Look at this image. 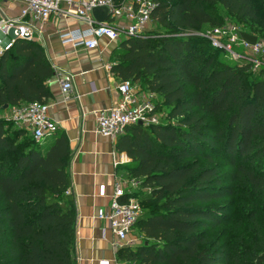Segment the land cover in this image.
I'll list each match as a JSON object with an SVG mask.
<instances>
[{"label": "trees", "instance_id": "1", "mask_svg": "<svg viewBox=\"0 0 264 264\" xmlns=\"http://www.w3.org/2000/svg\"><path fill=\"white\" fill-rule=\"evenodd\" d=\"M259 1L158 0L153 20L165 31L114 50L111 71L142 81L169 109L162 122L132 124L117 138L116 150L131 159L129 178L145 192L135 230L146 239L119 248V264H264V69L206 53L202 39L181 33L224 25L225 11L241 23L258 21L256 36L264 38ZM53 75L38 42L16 40L1 57L0 111L47 101ZM12 123L0 118V264H76L68 138L56 135L44 151L43 141ZM242 187L263 199L246 220L252 239L213 237L226 212L219 201Z\"/></svg>", "mask_w": 264, "mask_h": 264}, {"label": "built area", "instance_id": "2", "mask_svg": "<svg viewBox=\"0 0 264 264\" xmlns=\"http://www.w3.org/2000/svg\"><path fill=\"white\" fill-rule=\"evenodd\" d=\"M16 3L20 4L19 12L11 14L6 5ZM157 4L158 0H125L121 4L115 0H0V64L1 57L13 47L16 40L38 42L44 32V25L54 15L87 23V29L81 33L74 30L59 31L64 41L83 42L88 49H98L103 39L121 42L149 33L148 27L153 21L152 14ZM99 6L109 7L108 21L100 23L94 18L92 10ZM241 33L242 29L234 23L200 32L214 48L227 53L232 61L240 65L250 64L255 71L264 69V38L258 37L257 42L251 45L243 40ZM73 77L62 73L58 78L59 90L64 97H68L74 88ZM118 92L120 99L117 104L93 112L98 134L116 140L132 124H139L140 121L145 125L162 122L157 106L137 97L132 80H121ZM49 110L48 100L21 104L13 107L10 120L26 129L36 140L44 141L58 130V124L50 116ZM112 155L114 166L123 163L116 152ZM130 182L133 186L139 185L137 180ZM142 214L140 201L127 196L124 183H116L110 203L96 207L95 217L110 223L118 247L121 248L132 246L135 226Z\"/></svg>", "mask_w": 264, "mask_h": 264}, {"label": "crops", "instance_id": "3", "mask_svg": "<svg viewBox=\"0 0 264 264\" xmlns=\"http://www.w3.org/2000/svg\"><path fill=\"white\" fill-rule=\"evenodd\" d=\"M11 14L19 12L20 4H8ZM87 23L73 18L54 15L45 25L38 43L44 48L54 69L49 81L51 97L50 116L58 124L57 133L44 140L46 151L56 135L64 134L72 151L68 172L71 193L77 210L76 264H116L118 240L110 223L96 219V207L110 203L116 183H124L127 196L139 189L132 185L126 166L131 159L116 150L117 139L112 140L97 133L95 110L108 109L118 103V84L121 79L111 67L116 62L114 50L120 42L101 40L98 49H88L83 42L64 41L61 30L82 32ZM62 73L73 75V90L64 97L59 90L58 78ZM113 152L123 159L117 167ZM134 197V196H133Z\"/></svg>", "mask_w": 264, "mask_h": 264}, {"label": "rangeland", "instance_id": "4", "mask_svg": "<svg viewBox=\"0 0 264 264\" xmlns=\"http://www.w3.org/2000/svg\"><path fill=\"white\" fill-rule=\"evenodd\" d=\"M125 0H119L118 3H124ZM257 7L264 9V0H261L259 2L255 3ZM223 20L222 23H231L236 24L240 29L246 31V32H253L254 35H262L261 32H258L256 29H258L259 22L258 21H249L247 23H241L235 20L234 17L230 16L225 11L221 12ZM148 30L151 33H163L165 30L164 28L155 20L151 22V24L148 27ZM183 36H194L196 38L202 39L200 42L197 43V46L200 50L205 51L206 53H216L217 56L220 59L229 61L230 57L227 55H224L223 53L214 50L210 44V42L207 40V38L202 37L199 30L194 29H185L182 32ZM231 60V59H230ZM136 95L137 97L144 101H150L152 104L157 106V111L159 113H162L164 116V120L167 118V113L169 112L168 107L165 103H162L160 96L154 93H151L147 90L144 83L142 81L134 82ZM12 109H6L4 111H0V118H4L8 121L10 120V117L12 115ZM11 129H18L20 126L12 123ZM144 191L142 188L137 189L136 197L137 199H142L144 195ZM263 203L262 198H258L255 195H253L249 190L242 187L238 191L237 195L234 196H226L221 201H219L220 205H223L226 207V212L223 214V226L219 227L216 232L213 234V237L217 236L219 233L225 234V237L222 239V241L232 240L234 237L241 240L242 243L249 242L251 238L250 230L247 227V217L249 213H251L255 208H259ZM243 223V226L239 227L235 232L232 230L234 226L239 225ZM134 240L132 241V246L139 245L146 241L144 237L140 234V231L138 229L135 230V233L133 234Z\"/></svg>", "mask_w": 264, "mask_h": 264}, {"label": "water", "instance_id": "5", "mask_svg": "<svg viewBox=\"0 0 264 264\" xmlns=\"http://www.w3.org/2000/svg\"><path fill=\"white\" fill-rule=\"evenodd\" d=\"M92 14L94 16V18L96 19L97 22H106L109 19V15H110V10L109 7L106 6H99V7H95L92 10ZM241 36L243 38V40H245L248 44L254 45L257 40H258V36L250 34L248 32H242ZM9 107V105H5L3 109H7ZM139 124H143L142 121L139 122Z\"/></svg>", "mask_w": 264, "mask_h": 264}]
</instances>
